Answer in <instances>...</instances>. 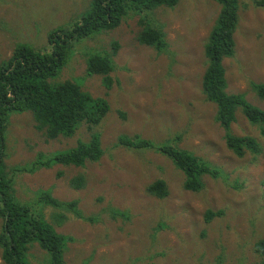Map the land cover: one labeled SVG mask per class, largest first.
<instances>
[{
	"label": "rangeland",
	"instance_id": "obj_1",
	"mask_svg": "<svg viewBox=\"0 0 264 264\" xmlns=\"http://www.w3.org/2000/svg\"><path fill=\"white\" fill-rule=\"evenodd\" d=\"M239 23L234 33L235 54L223 60L227 93L242 94L264 111L251 84L264 85V9L251 0H239ZM91 0H0V63L17 42L37 48L47 34L68 25L90 6ZM210 0H180L174 8H157L147 21L163 28L161 51L141 45L140 17L125 16L117 28L102 31L74 47L68 64L51 82L78 80L94 97L106 99L109 112L90 131L85 123L70 137L48 140L38 131L29 112L12 113L6 133L7 170L32 161L38 153L49 156L97 133L103 154L83 167L54 165L32 174L14 176V195L35 205L36 195L49 190L69 208L40 209L57 233L72 241L65 264H253L261 257L254 245L264 239V125H252L236 112L231 131L250 136L261 154L236 157L225 146L216 123L215 107L206 102L201 78L206 68L203 46L218 14ZM116 44L111 88L101 76H87L84 49L110 51ZM121 135H140L162 142L179 135L178 146L209 162L217 178L203 177L204 189H183V174L165 157L150 152L114 148ZM81 176L83 186H70ZM156 180L166 184L167 195L156 198L147 187ZM30 210L35 212L31 206ZM219 213L209 221L206 213ZM1 225V222H0ZM37 245L28 250L31 264H45ZM0 264H4L1 260Z\"/></svg>",
	"mask_w": 264,
	"mask_h": 264
},
{
	"label": "trees",
	"instance_id": "obj_2",
	"mask_svg": "<svg viewBox=\"0 0 264 264\" xmlns=\"http://www.w3.org/2000/svg\"><path fill=\"white\" fill-rule=\"evenodd\" d=\"M180 0H91L90 6L68 25L53 28L47 34V44L37 48L26 42L14 44L10 57L0 63V251L4 264H31L28 250L37 245L45 252V264H65L64 253L72 238L57 233L43 217L40 209L69 208L77 213L76 202L55 199L49 190L36 195L35 205L22 203L14 195V176L32 174L54 165L83 167L98 162L103 154L99 135L90 134L88 142L78 141L75 146L49 156L38 153L29 163L6 169V133L12 113L29 112L38 131L48 140L70 138L82 123L91 131L109 112L104 98L94 97L81 88L78 80L51 82L71 60L74 47L81 41L117 28L130 13L138 15L142 30L137 36L141 45L161 51L166 46L163 28L149 23L148 13L160 8H174ZM219 6L214 24L203 46L206 68L201 78V91L205 101L215 107V120L223 130L226 148L238 158L246 154H261V145L250 136H236L231 126L240 111L252 125H264V111L250 104L242 94L227 93L223 60L235 54L234 33L239 23V0H210ZM255 8L264 9V0H251ZM116 44L110 51L95 47L84 49L87 76H101L103 85L111 88L109 73L113 70ZM260 99L264 100V85L251 84ZM179 135L162 142L145 139L140 135L117 137L114 148L128 151H150L168 159L183 174V189L198 193L204 189L203 177L217 178L218 172L206 160L180 148ZM70 186L79 189L83 178L77 176ZM156 197L167 195L166 184L156 180L147 187ZM35 212L30 210V207ZM219 213H206L210 220ZM261 259L253 264H264V239L254 245Z\"/></svg>",
	"mask_w": 264,
	"mask_h": 264
}]
</instances>
